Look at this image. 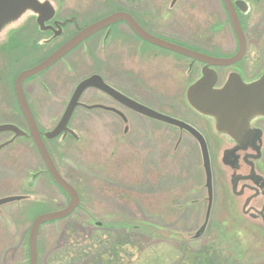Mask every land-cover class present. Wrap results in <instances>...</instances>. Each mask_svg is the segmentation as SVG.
Here are the masks:
<instances>
[{
	"label": "rangeland",
	"instance_id": "374dc122",
	"mask_svg": "<svg viewBox=\"0 0 264 264\" xmlns=\"http://www.w3.org/2000/svg\"><path fill=\"white\" fill-rule=\"evenodd\" d=\"M47 1L56 11L54 19L64 22L63 30L52 35L39 28L29 10L0 29V124L27 129L15 95L18 74L110 13L135 12L153 31L176 41L189 42L188 33L196 29L233 30L221 0H200L197 7L192 1V18L183 14L184 7L169 6V0ZM244 19L245 28L262 31L264 40V4L250 5ZM113 28L130 33L122 23ZM223 40L216 42L218 50L223 43L231 53L234 37ZM108 43L100 32L26 81V97L42 132L56 127L76 86L94 73L123 90L130 85L147 88L141 82L136 88L135 66L124 64L123 54ZM130 57H137L135 50ZM79 101L68 129L47 145L63 176L76 186L81 203L70 216L40 226L41 264L47 254L48 264H71L56 256L63 254H80L82 264H222L219 255L226 264H264L262 227L223 198L208 210L200 189V163L182 148L173 152L174 130L169 125L142 119L94 88L84 91ZM125 125L133 126L128 133ZM13 137L10 131L0 133V145L12 141L0 148V199L16 197L0 205V264H29L34 219L65 208L69 198L45 169L33 141ZM203 225L205 231L196 238ZM121 241L122 247L115 248ZM110 249L117 253L112 260ZM201 253L200 259L194 257Z\"/></svg>",
	"mask_w": 264,
	"mask_h": 264
},
{
	"label": "flooded vegetation",
	"instance_id": "af4514ba",
	"mask_svg": "<svg viewBox=\"0 0 264 264\" xmlns=\"http://www.w3.org/2000/svg\"><path fill=\"white\" fill-rule=\"evenodd\" d=\"M192 1H194V6L196 7L201 4L200 0H169L168 5L184 7L185 12L182 13L185 16L191 14L192 18V14H194L191 11ZM231 1L242 24L246 45L242 57L228 65H209L204 61L153 44L138 35L126 21L117 23H122L128 27L130 30L128 35L124 31L121 32L113 28L117 23L100 30L96 34L104 31V41L105 43L109 42V48H117L118 52L123 54L124 64L131 65L132 63L135 66L136 71L133 74L138 75L135 80L136 88L139 87L138 82H141L142 85L147 84V88L140 86L137 90L134 85L124 87V90L117 89L138 103L170 116L178 122L169 123L151 116L144 110L135 111L128 104H122L126 109L138 115V117L152 119L156 123L167 124L174 130L173 152L182 148L193 158L194 163H200L201 175L204 179V184L200 186V189L204 194V198L208 199V210L213 206L215 200L223 198L224 202L234 204L233 207L241 209L240 212L244 216L251 218L264 230V115L259 113L250 114V111L242 106L228 109L223 115L208 114L194 107L189 98L190 87L198 80L203 78L206 80L201 88L203 91L201 95H212L211 92L213 90L222 89L230 78L234 77L236 87L234 88L233 100H237V97H241L239 90L241 83L249 85L258 82L264 76V40L263 35L261 36L262 31L247 30L244 23V18L249 13L250 5L254 3L264 4V0ZM221 2L231 22L229 9L224 0H221ZM188 9L190 12H187ZM24 14H27V11ZM130 14L140 26L151 34L201 54L213 57H232L240 50V41L233 26L231 32L196 29L188 33L187 40L189 42L176 41L153 31L148 24L140 20L141 17L137 16L135 12ZM33 15L36 18L37 26L40 28L37 18L47 17V14L33 12ZM138 15L141 16V14ZM221 20L223 21V18ZM64 25V22L53 18L44 22L43 28H46L47 31L54 35L55 32H58V29L63 30ZM226 35H232L235 39V48L229 54L228 50L223 47V39ZM219 41L223 42L220 50H218L219 47L216 44V42L221 44ZM130 50L136 51L137 57L135 59L130 57ZM140 66H143L142 69L139 68ZM150 67L152 72H147L146 68ZM139 69L141 70L139 71ZM147 76H150L151 79L146 80ZM110 84L113 85L112 83ZM182 84L183 86H181ZM130 88L136 91L131 93L130 91L132 90ZM178 90H180V99L176 96ZM157 92H162L163 94ZM158 96L161 98H157ZM110 97L113 98L112 96ZM121 115L123 119L128 120L125 114ZM132 127L131 125H125L123 128L124 133H128ZM48 149L56 164L53 153L49 147ZM57 168L59 167L57 166ZM47 172L49 173L48 170ZM177 188L176 186L174 191ZM203 227V230L195 234L196 238H199L205 231L206 226L204 225ZM121 243L122 241L115 248L122 247L123 244ZM111 249L109 259L112 260L115 254H113L114 252ZM37 251V264H41L42 255L39 247ZM56 256L64 257L67 261L72 262L71 264H82L80 254ZM48 257L49 254L45 255V264H48ZM29 264H31L30 249Z\"/></svg>",
	"mask_w": 264,
	"mask_h": 264
},
{
	"label": "water",
	"instance_id": "95a60500",
	"mask_svg": "<svg viewBox=\"0 0 264 264\" xmlns=\"http://www.w3.org/2000/svg\"><path fill=\"white\" fill-rule=\"evenodd\" d=\"M226 6L229 9L230 17L232 21L233 28L238 36L240 41V50L238 53L232 58H215L208 55H204L193 50L187 49L185 47L167 42L163 39H160L145 29H143L136 20L127 12H115L111 15H108L84 28H82L78 33L64 42L61 46H59L54 52H52L49 56L39 62L37 65L23 70L20 72L15 80V93L17 97V101L19 107L25 117V120L28 125L29 134L20 129L18 126L14 124H0V133L5 131H11L15 133V137L18 136H30L37 149L39 150L41 157L43 158L47 169L49 170L50 174L54 178V180L58 183V185L68 194L70 200L68 205L57 211L46 212L37 216L32 224L31 231H30V254H31V264H37V237L38 231L41 224L53 221L57 219H61L64 217L69 216L79 205L80 197L77 190L61 175L58 171L48 149L42 137V134L38 128L36 123L35 117L32 113V110L28 104L26 99L23 84L27 78H30L34 75L39 74L40 72L44 71L58 60H60L63 56H65L69 51L75 48L78 44L86 40L88 37L93 35L94 33L98 32L99 30L110 26L111 24L124 20L126 21L129 26L141 37L150 41L153 44L158 46L164 47L169 50L176 51L178 53L193 57L194 59H198L201 61L206 62L209 65H228L238 61L245 50V39L243 35L242 26L239 21L238 14L234 8V5L231 0H224ZM30 7L33 10L47 14V17H43L39 19V22L43 24L44 20H48L54 14V10L52 9L49 2L40 3L39 0H0V27L6 21L14 17L18 14L22 9ZM205 79L198 81L195 85H193L190 89L189 96L194 106L198 109L211 114H218L223 115L225 111L228 109H233L234 107L237 108L238 106H242L244 109L250 111V114H264V77L248 86L240 85L239 90L241 97H237V100H233L234 88L236 85L233 79H231L225 88L222 90H216L215 93L211 92L212 95H201L203 91L201 90L203 84L205 83ZM88 88H96L102 90L111 96H113L118 101L128 104L131 108L137 111H146L151 116L156 118H160L167 122L171 123H178L173 118L168 117L164 114L158 113L154 110L148 109L141 105L140 103L131 100L112 88L110 85L106 84L104 79L98 75L94 74L84 80H82L78 86L76 87L71 101L62 117L58 125L53 129L51 132H47L45 135L48 139L54 138L61 134L63 131L67 130V124L70 121L72 113L76 106L80 104L79 100L83 94V92ZM198 94V96H196ZM11 142V141H9ZM8 142V143H9ZM6 143V144H8ZM5 144V145H6ZM2 145L1 147H3ZM0 147V148H1ZM14 197H7L0 199V205L13 200Z\"/></svg>",
	"mask_w": 264,
	"mask_h": 264
},
{
	"label": "trees",
	"instance_id": "16d2710c",
	"mask_svg": "<svg viewBox=\"0 0 264 264\" xmlns=\"http://www.w3.org/2000/svg\"><path fill=\"white\" fill-rule=\"evenodd\" d=\"M114 252H115V250H114ZM207 253H208V252H207ZM218 254H219V252H218ZM201 256H202V253H201V254H198V255H194V257H198L197 259H200ZM220 256H221V255H219V259L221 260V263H222V264H226V263L223 262V260L220 258ZM217 258H218V255H217ZM201 263H202V262H201ZM201 263H199V264H201Z\"/></svg>",
	"mask_w": 264,
	"mask_h": 264
}]
</instances>
